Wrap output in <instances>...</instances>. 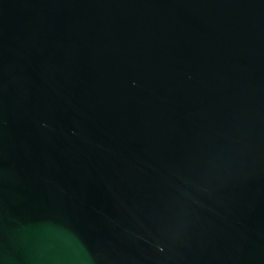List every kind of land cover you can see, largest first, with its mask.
<instances>
[{"label":"water","instance_id":"water-1","mask_svg":"<svg viewBox=\"0 0 264 264\" xmlns=\"http://www.w3.org/2000/svg\"><path fill=\"white\" fill-rule=\"evenodd\" d=\"M0 264H264V0H0Z\"/></svg>","mask_w":264,"mask_h":264}]
</instances>
